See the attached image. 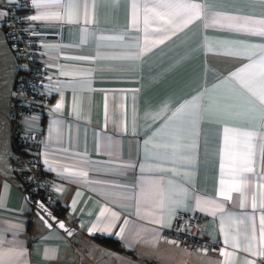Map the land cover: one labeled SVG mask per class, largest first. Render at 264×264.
Masks as SVG:
<instances>
[{
  "label": "crops",
  "instance_id": "crops-1",
  "mask_svg": "<svg viewBox=\"0 0 264 264\" xmlns=\"http://www.w3.org/2000/svg\"><path fill=\"white\" fill-rule=\"evenodd\" d=\"M30 1L52 100L24 124L46 135L44 168L76 233L45 225L13 163L8 107L25 64L0 0V264H260L264 0H77L71 20ZM189 212L205 217L217 250L163 237Z\"/></svg>",
  "mask_w": 264,
  "mask_h": 264
},
{
  "label": "built area",
  "instance_id": "built-area-1",
  "mask_svg": "<svg viewBox=\"0 0 264 264\" xmlns=\"http://www.w3.org/2000/svg\"><path fill=\"white\" fill-rule=\"evenodd\" d=\"M7 14L2 22L10 47L25 64L16 80L12 100L8 107L13 144V163L24 185L33 210L42 202L49 211L59 204L50 177L45 171L42 150L46 135L30 132L24 121L39 109L48 107L52 100L49 71L42 58L41 45L28 24L31 13L30 0H5ZM205 217L197 212L181 214L174 227L163 231V237L178 245H188L203 253H212L218 244L202 235ZM264 264V256L260 261Z\"/></svg>",
  "mask_w": 264,
  "mask_h": 264
},
{
  "label": "snow or ice",
  "instance_id": "snow-or-ice-1",
  "mask_svg": "<svg viewBox=\"0 0 264 264\" xmlns=\"http://www.w3.org/2000/svg\"><path fill=\"white\" fill-rule=\"evenodd\" d=\"M49 3L62 5L64 8V15L71 20L74 10L78 8L77 0H48ZM33 3H36V0H33ZM156 7L160 9H177L182 10L184 12L190 13V19L198 17L201 12V7L199 4L194 2L189 3H181V4H170V3H160ZM169 13L167 11L160 14V18L164 19ZM44 17L42 16H33L31 19H42ZM187 22V21H186ZM249 67H253V65H249ZM259 93L253 92V95H256L257 98L260 100L261 104H264V59H261L259 64ZM249 91H252L251 88H249ZM60 105H57V108H59ZM262 119H264V110H262ZM243 135L250 137V133H243ZM248 171H251V169H247ZM60 227H64V225L61 223ZM261 255L264 256V251L261 252Z\"/></svg>",
  "mask_w": 264,
  "mask_h": 264
},
{
  "label": "water",
  "instance_id": "water-1",
  "mask_svg": "<svg viewBox=\"0 0 264 264\" xmlns=\"http://www.w3.org/2000/svg\"><path fill=\"white\" fill-rule=\"evenodd\" d=\"M35 213L45 222V225L48 228H53V226H56L68 237H72L76 233V230L73 229L71 225H69L64 220H59L51 211L46 208L42 202L39 203V208L35 210ZM61 223L64 225V227H60Z\"/></svg>",
  "mask_w": 264,
  "mask_h": 264
},
{
  "label": "trees",
  "instance_id": "trees-1",
  "mask_svg": "<svg viewBox=\"0 0 264 264\" xmlns=\"http://www.w3.org/2000/svg\"><path fill=\"white\" fill-rule=\"evenodd\" d=\"M52 213L59 220H64L66 210H65V208L59 206V204H58V206L56 207V209H54L52 211ZM96 239H98L103 245L113 249L114 251L118 252L119 254H122V255H130L131 254V252H129L121 242H119L113 238L96 236Z\"/></svg>",
  "mask_w": 264,
  "mask_h": 264
}]
</instances>
